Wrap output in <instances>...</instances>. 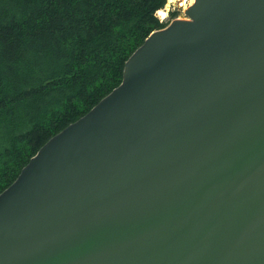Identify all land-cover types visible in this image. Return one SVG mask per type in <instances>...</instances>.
<instances>
[{
	"label": "water",
	"instance_id": "water-1",
	"mask_svg": "<svg viewBox=\"0 0 264 264\" xmlns=\"http://www.w3.org/2000/svg\"><path fill=\"white\" fill-rule=\"evenodd\" d=\"M0 193V264H264V0H193Z\"/></svg>",
	"mask_w": 264,
	"mask_h": 264
},
{
	"label": "trees",
	"instance_id": "trees-1",
	"mask_svg": "<svg viewBox=\"0 0 264 264\" xmlns=\"http://www.w3.org/2000/svg\"><path fill=\"white\" fill-rule=\"evenodd\" d=\"M167 0H0V193L122 81ZM171 15L175 16V13Z\"/></svg>",
	"mask_w": 264,
	"mask_h": 264
},
{
	"label": "rangeland",
	"instance_id": "rangeland-1",
	"mask_svg": "<svg viewBox=\"0 0 264 264\" xmlns=\"http://www.w3.org/2000/svg\"><path fill=\"white\" fill-rule=\"evenodd\" d=\"M167 2H168V0H167ZM185 3L187 4V6L185 8L179 6L180 3L169 4L168 10L166 11L167 12V16H166V18H164V20L157 13H156V16L165 25L169 24L174 19H180V18L181 19H186L187 17L185 16L184 11L190 5V1L189 0H185ZM166 5H167V3L165 4L164 8H166ZM172 13H175V16L171 15Z\"/></svg>",
	"mask_w": 264,
	"mask_h": 264
},
{
	"label": "bare ground",
	"instance_id": "bare-ground-1",
	"mask_svg": "<svg viewBox=\"0 0 264 264\" xmlns=\"http://www.w3.org/2000/svg\"><path fill=\"white\" fill-rule=\"evenodd\" d=\"M190 1V5L192 4L193 0H189ZM187 2V1H186ZM172 3H180L179 6L181 7H186L187 4L185 3V0H168L167 2V5H166V8L164 9H161V10H158L157 11V14L164 20V18H166L167 16V10H168V6L169 4H172ZM181 19V18H180Z\"/></svg>",
	"mask_w": 264,
	"mask_h": 264
}]
</instances>
